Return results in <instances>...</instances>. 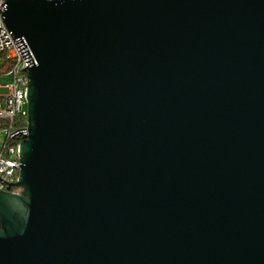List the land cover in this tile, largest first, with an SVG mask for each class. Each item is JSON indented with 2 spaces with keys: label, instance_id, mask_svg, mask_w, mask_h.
<instances>
[{
  "label": "water",
  "instance_id": "water-1",
  "mask_svg": "<svg viewBox=\"0 0 264 264\" xmlns=\"http://www.w3.org/2000/svg\"><path fill=\"white\" fill-rule=\"evenodd\" d=\"M2 20L36 65L0 264H264V0H7Z\"/></svg>",
  "mask_w": 264,
  "mask_h": 264
},
{
  "label": "built area",
  "instance_id": "built-area-1",
  "mask_svg": "<svg viewBox=\"0 0 264 264\" xmlns=\"http://www.w3.org/2000/svg\"><path fill=\"white\" fill-rule=\"evenodd\" d=\"M7 0H0V64H10L11 68L2 76H10L12 83L0 85L6 93H0V119L7 122L3 129L5 141L0 149V190H6L19 180V145L21 136L27 135L25 113L27 100L23 99V86L27 85L24 66L36 65L35 57L24 38H4L2 32V12ZM15 188H11V191Z\"/></svg>",
  "mask_w": 264,
  "mask_h": 264
},
{
  "label": "bare ground",
  "instance_id": "bare-ground-1",
  "mask_svg": "<svg viewBox=\"0 0 264 264\" xmlns=\"http://www.w3.org/2000/svg\"><path fill=\"white\" fill-rule=\"evenodd\" d=\"M2 32L4 38H12V34L6 29L3 21H2ZM33 65H26L24 66V74H27V69L32 67ZM23 99L27 100V85L23 86ZM25 128H27V113H25ZM25 136H21V141L24 139ZM20 170V165H19Z\"/></svg>",
  "mask_w": 264,
  "mask_h": 264
},
{
  "label": "rangeland",
  "instance_id": "rangeland-1",
  "mask_svg": "<svg viewBox=\"0 0 264 264\" xmlns=\"http://www.w3.org/2000/svg\"><path fill=\"white\" fill-rule=\"evenodd\" d=\"M12 83V78L10 76L4 77V76H0V85H9ZM1 94L6 93L5 89H1L0 91ZM27 110V107H25ZM5 141V134L3 132V130H0V149L2 148L3 144ZM21 190L20 189H13L11 192H16L19 193Z\"/></svg>",
  "mask_w": 264,
  "mask_h": 264
},
{
  "label": "trees",
  "instance_id": "trees-1",
  "mask_svg": "<svg viewBox=\"0 0 264 264\" xmlns=\"http://www.w3.org/2000/svg\"><path fill=\"white\" fill-rule=\"evenodd\" d=\"M11 68L10 64H0V76H2L4 73H6ZM8 126L7 122L0 119V130L5 129Z\"/></svg>",
  "mask_w": 264,
  "mask_h": 264
}]
</instances>
